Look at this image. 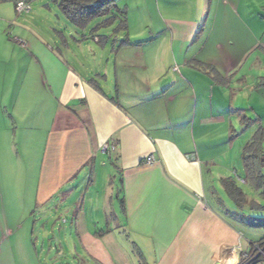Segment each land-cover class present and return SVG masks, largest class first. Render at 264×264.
I'll list each match as a JSON object with an SVG mask.
<instances>
[{
    "label": "crops",
    "instance_id": "0c3cea01",
    "mask_svg": "<svg viewBox=\"0 0 264 264\" xmlns=\"http://www.w3.org/2000/svg\"><path fill=\"white\" fill-rule=\"evenodd\" d=\"M124 1L123 10L114 0L127 32L109 50L114 80L105 37H92L100 50L71 32L76 46L55 32V49L43 34L18 33L24 48L0 35V264H41L35 223L59 212L82 230L78 242L95 264H131L124 242L146 264H239L251 242L222 212L230 211L217 162L223 136L249 128L242 111L255 103L264 111L254 74L264 64L247 61L253 51L264 56V42L249 46L247 26V7L264 0H154L175 4L137 49L128 37L144 33L130 32ZM148 155L154 164L144 166Z\"/></svg>",
    "mask_w": 264,
    "mask_h": 264
},
{
    "label": "rangeland",
    "instance_id": "374dc122",
    "mask_svg": "<svg viewBox=\"0 0 264 264\" xmlns=\"http://www.w3.org/2000/svg\"><path fill=\"white\" fill-rule=\"evenodd\" d=\"M18 1L28 3L30 9L27 13L23 12L17 14L15 12V4ZM116 2V5L121 9L123 7L121 3L125 1L116 0ZM127 2L132 6V15H130V19H132L130 24V32L144 33V35H142L143 38L140 39L128 37L130 43L129 46L132 49H137L141 44L150 42L151 39L147 33L151 31L156 33L157 31L161 30V22H163L162 18H165V20L167 19V10L169 7L174 5L175 2L157 3L154 0H142L139 7L135 6V3L137 2L136 0H127ZM256 2H259V0H256ZM3 6L7 7L8 11L2 12L1 9ZM249 6L247 7V15L253 19L254 23L250 24L253 22L251 21L249 24H247V26L252 28L255 35V39L251 38L249 41V46H251L257 40L259 42H264V8H254ZM116 16L117 18L114 24H112L110 27L97 28V25L101 22V19H97L91 22V24L85 29H78L74 27L61 13L57 5V0H0V35L5 33L6 36L12 38V43L19 47V45L14 40L19 39L14 37L18 36V33L27 34V36L36 35V33L40 35L43 34L49 47L55 49L53 38L56 36L55 32L62 33L66 38V41L70 43L71 46H76L73 40L67 36V33L71 32V36L73 38L83 34L87 39V43L95 47L98 46L100 50L101 46L92 42V37H105L110 42L108 43V47L104 50L105 53H102V56L105 61H107L106 57H111L109 65L110 75L111 79L114 80L113 78L117 72L115 71L114 67L115 54L109 50L114 43H116L117 47L123 46L124 41L126 40L125 36L127 34V32H125L126 30L123 31L122 29L118 28L121 19L119 18L120 15ZM94 27H96V29ZM242 27L243 26L238 23L235 27V36H237L238 42H240V39H245L246 37V33L244 35ZM114 35H116V37H113ZM18 37L22 39L21 35ZM1 41L2 39L0 42ZM22 41L25 42L23 39ZM98 48L97 50H99ZM255 57V67L256 69H261L259 66L261 63L264 64V56L260 55L259 51H253V53H251V55L248 57L247 61L251 62ZM243 72L244 71H242V73ZM256 72L254 74H256L258 77H262L260 82H264V72ZM117 73H120V71ZM238 106H241V104ZM258 106L259 104L255 103V112L247 110L246 107L243 106L246 110L244 112L242 111V113L247 117L246 123L249 128L242 129L239 126H236L235 134L223 136V139L220 142L221 149L219 150V160L217 162V172L220 174V176L228 178L229 180L236 183L244 195V201L238 205L225 194L223 187L217 184V188L220 190L222 195L221 199L223 202L229 205L228 210L230 212L227 213L225 209L222 210V212L224 211L229 219L238 223L239 229L244 234V238L251 242L259 241L264 238V220H262L264 218V167L259 169L263 179V185L258 187L254 185L246 176L242 161V150L246 143H248L256 134V132L259 131V121L261 119L264 121V111H262L263 108L260 106V112ZM262 112L263 114H261ZM261 138L260 152L262 155H264V129L261 130ZM2 171H0V175L2 174ZM7 174L8 173L5 172V177ZM16 174H18V177L20 178L21 175L26 174V172L19 168ZM115 180L117 181V177ZM7 185L11 187L12 192H15L13 190L14 183ZM113 186L114 185H112L113 191L110 192L113 194L112 200L114 201L116 187ZM31 188L32 187H30L29 190ZM116 207L117 203L115 204V210ZM42 223L46 226L44 230L41 227ZM35 224L34 236L38 238L36 242V250L38 256L41 259V264H95L86 256L84 248L80 246L78 241L81 240L80 236L83 232L81 229L79 230L71 226V216L63 212L54 213L51 217V220L48 222L40 223L37 221ZM103 228L104 226H102V229ZM39 231H46V233L44 235H39ZM89 231L93 232L94 230L93 228H90ZM124 243L125 244L123 245L121 244L120 248L122 250L124 249L125 255L131 264H146L142 262L141 258H137L133 253L130 254V248L126 242ZM242 244L245 246V241H242ZM114 257L117 256L114 255ZM239 258V264H244L241 261V256ZM115 261L117 264L119 263V260L117 261V259H115ZM147 264H149V262Z\"/></svg>",
    "mask_w": 264,
    "mask_h": 264
},
{
    "label": "trees",
    "instance_id": "16d2710c",
    "mask_svg": "<svg viewBox=\"0 0 264 264\" xmlns=\"http://www.w3.org/2000/svg\"><path fill=\"white\" fill-rule=\"evenodd\" d=\"M57 5L65 18L78 29H85L97 19H101L97 28H107L114 24L117 18L116 15H120L121 20L118 28L123 31L126 30L125 11L119 10L114 0H57ZM94 28L96 29V27ZM261 139V129H259L242 150V161L246 176L258 187L263 185V179L259 171L260 168L264 167V155L260 152ZM221 181L225 194L233 202L239 205L244 201L243 193L233 181L228 178Z\"/></svg>",
    "mask_w": 264,
    "mask_h": 264
},
{
    "label": "built area",
    "instance_id": "2783aa9c",
    "mask_svg": "<svg viewBox=\"0 0 264 264\" xmlns=\"http://www.w3.org/2000/svg\"><path fill=\"white\" fill-rule=\"evenodd\" d=\"M29 5L27 2L18 1L15 4V12L17 14L20 13H27L29 11ZM16 43L21 47H26L25 42H23L20 39H14ZM102 152H106L108 150V146L106 144H103ZM141 164L144 166H150L154 164V159L152 155L145 156L141 160ZM240 237H242V234H240ZM247 250L239 249V253L241 256V261L244 264H264V238H262L259 241H252L247 243Z\"/></svg>",
    "mask_w": 264,
    "mask_h": 264
}]
</instances>
